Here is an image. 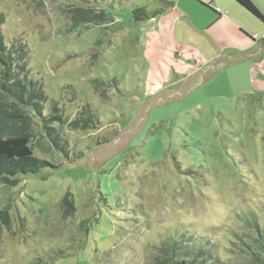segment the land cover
<instances>
[{"label":"rangeland","instance_id":"374dc122","mask_svg":"<svg viewBox=\"0 0 264 264\" xmlns=\"http://www.w3.org/2000/svg\"><path fill=\"white\" fill-rule=\"evenodd\" d=\"M204 2L0 0V32L28 44L69 149L37 124L35 154L56 168L0 184V264H153L178 229L250 264L234 234L247 213L264 224V48L239 56L238 28L264 26L223 0L216 22Z\"/></svg>","mask_w":264,"mask_h":264},{"label":"trees","instance_id":"16d2710c","mask_svg":"<svg viewBox=\"0 0 264 264\" xmlns=\"http://www.w3.org/2000/svg\"><path fill=\"white\" fill-rule=\"evenodd\" d=\"M236 1L264 21L262 11L253 0ZM73 7L74 11L88 16L87 9ZM30 58L31 50L27 43L18 38L7 42L0 32V184L15 185L24 175L39 173L47 167L56 168L50 160L35 154L33 137L36 136L37 124L59 147L58 152L68 153L69 150L68 141L62 139L57 128L50 124L49 120H59L62 116L56 113L58 107L54 102L48 111V97L42 83L32 76ZM76 123L77 120L72 125ZM65 203L74 210L72 200L65 198ZM9 217L7 207L0 211L2 221L8 223ZM245 219L251 232L245 235L235 233L238 241L235 245L250 257V264H264V224L258 222L253 214L247 213ZM82 222L85 224L87 221ZM81 227L85 230L84 225ZM155 247L157 254L153 264H225L219 258L218 247L208 236L189 233V230L178 229L166 235ZM51 263L42 258L31 262Z\"/></svg>","mask_w":264,"mask_h":264},{"label":"crops","instance_id":"0c3cea01","mask_svg":"<svg viewBox=\"0 0 264 264\" xmlns=\"http://www.w3.org/2000/svg\"><path fill=\"white\" fill-rule=\"evenodd\" d=\"M209 2H207V0H205V6L206 8H209V10L211 11L212 8L215 9V15H216V22H220L224 17H228L227 13L229 14V11L226 10V12L224 11L223 7H225V4L222 5L220 4L221 0H208ZM225 1L228 5H233V7H235V10L237 12H239L242 15H248L247 17H254L255 19L261 21V23H263L264 26V21L260 20L258 17H256L255 15H253L251 12H249L246 8H244L240 3H238L236 0H223ZM255 3V0H253ZM218 4H220L221 6H219ZM204 5V4H203ZM262 11V10H261ZM263 15H264V11H262ZM253 19V18H252ZM239 26V25H238ZM240 30V32L242 34H244L245 39L244 41H242V51L237 50V52L239 53V56L241 57H257L260 55V48H264V38L261 40L262 37H264V27L257 31H251V30H247L245 28V26H241L238 28ZM254 32V33H251ZM257 38V39H256ZM258 49V50H257ZM261 56V55H260Z\"/></svg>","mask_w":264,"mask_h":264}]
</instances>
